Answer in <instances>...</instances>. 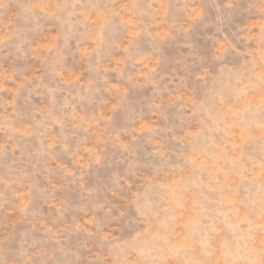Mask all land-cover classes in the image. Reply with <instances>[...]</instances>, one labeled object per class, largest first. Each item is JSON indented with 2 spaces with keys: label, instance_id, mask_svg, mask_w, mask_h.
<instances>
[{
  "label": "rangeland",
  "instance_id": "rangeland-1",
  "mask_svg": "<svg viewBox=\"0 0 264 264\" xmlns=\"http://www.w3.org/2000/svg\"><path fill=\"white\" fill-rule=\"evenodd\" d=\"M0 264H264V0H0Z\"/></svg>",
  "mask_w": 264,
  "mask_h": 264
}]
</instances>
